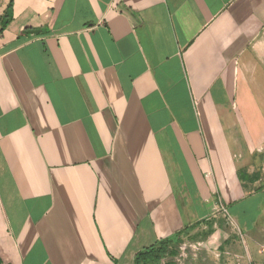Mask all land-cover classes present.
<instances>
[{
	"label": "crops",
	"instance_id": "1",
	"mask_svg": "<svg viewBox=\"0 0 264 264\" xmlns=\"http://www.w3.org/2000/svg\"><path fill=\"white\" fill-rule=\"evenodd\" d=\"M263 101L264 0H12L0 264H264Z\"/></svg>",
	"mask_w": 264,
	"mask_h": 264
},
{
	"label": "trees",
	"instance_id": "2",
	"mask_svg": "<svg viewBox=\"0 0 264 264\" xmlns=\"http://www.w3.org/2000/svg\"><path fill=\"white\" fill-rule=\"evenodd\" d=\"M12 18V0H9L4 14L0 18V30L5 27ZM258 174H240L239 177L252 181ZM264 184L262 185V187ZM261 187V186H260ZM259 186L256 189L260 188ZM179 240L175 237L161 239L139 250L133 259V264H176L171 257L177 255L176 246ZM170 258V259H168ZM167 259V260H166Z\"/></svg>",
	"mask_w": 264,
	"mask_h": 264
},
{
	"label": "rangeland",
	"instance_id": "3",
	"mask_svg": "<svg viewBox=\"0 0 264 264\" xmlns=\"http://www.w3.org/2000/svg\"><path fill=\"white\" fill-rule=\"evenodd\" d=\"M260 103V102H259ZM261 106H262V109L264 111V101L261 102ZM262 151H263V155L261 157L262 159V163H258V159L255 158V161H256V164L255 165H251V166H248L249 169L253 170V172H255L256 174H259L260 175V178H261V185L264 184V140H262ZM258 163V164H257Z\"/></svg>",
	"mask_w": 264,
	"mask_h": 264
},
{
	"label": "water",
	"instance_id": "4",
	"mask_svg": "<svg viewBox=\"0 0 264 264\" xmlns=\"http://www.w3.org/2000/svg\"><path fill=\"white\" fill-rule=\"evenodd\" d=\"M28 32L34 33V32H36V31H34V30H29Z\"/></svg>",
	"mask_w": 264,
	"mask_h": 264
}]
</instances>
